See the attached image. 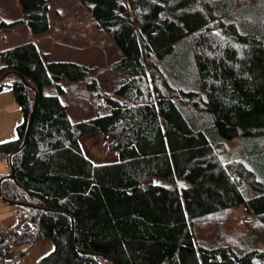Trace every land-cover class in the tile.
Wrapping results in <instances>:
<instances>
[{"label": "trees", "instance_id": "obj_1", "mask_svg": "<svg viewBox=\"0 0 264 264\" xmlns=\"http://www.w3.org/2000/svg\"><path fill=\"white\" fill-rule=\"evenodd\" d=\"M78 2L117 49L108 69L119 81L106 94L87 65L50 61L29 39L0 49V94L22 117L0 143L12 170L0 195L27 206L13 207L6 237L26 249L49 240L37 264H264L263 241L246 231L264 229V0ZM17 4L23 19L0 20V36L23 21L27 38L48 32L47 0ZM61 81L94 94V117L70 119ZM92 133L116 161L83 155ZM234 207L247 229L227 233ZM212 223L215 239L196 240ZM6 248L0 235V264H20Z\"/></svg>", "mask_w": 264, "mask_h": 264}, {"label": "rangeland", "instance_id": "obj_2", "mask_svg": "<svg viewBox=\"0 0 264 264\" xmlns=\"http://www.w3.org/2000/svg\"><path fill=\"white\" fill-rule=\"evenodd\" d=\"M3 1H0V5L5 4L4 9L0 8V20L8 21V17L23 19L17 0ZM47 4L49 22L47 33L27 38L29 31L23 21L21 26L0 36V49L28 39L32 40L41 53L48 55L50 61H75L87 65L92 69L91 76L95 77L98 89L106 94H111L119 77L111 73L108 66L117 60L119 54L109 37L103 30L93 26L90 17L78 0H47ZM6 10L9 12V16ZM4 14L7 15V19ZM61 86L65 90V95L61 99L67 105V112L72 121L85 120L95 116L94 94L84 89L82 84L72 85L61 81ZM52 92L56 93V90L53 89ZM4 93L11 99H9V102L11 101L9 108L14 107L16 110L18 107L12 94ZM107 143L108 139L101 140L97 133L89 134L79 140L83 155L93 164L112 163L117 160L116 154L108 150ZM234 149L235 143L228 145L226 155H229ZM8 173L6 161L0 160V179L6 177ZM11 215H15L14 208L0 200V224H3L2 218L8 219ZM246 220L248 218L243 209L234 207L222 223L223 229L227 233L232 232L235 228L244 231L247 229V225H244L245 222H248ZM216 230L215 223L201 224L194 228V236L198 241L212 242L215 239ZM246 231L250 235H257L264 243L263 228L259 230L252 226ZM51 249L52 244L49 240L38 241L29 249L23 245L21 250L24 254L21 257V263L37 264L38 259L50 252Z\"/></svg>", "mask_w": 264, "mask_h": 264}, {"label": "crops", "instance_id": "obj_3", "mask_svg": "<svg viewBox=\"0 0 264 264\" xmlns=\"http://www.w3.org/2000/svg\"><path fill=\"white\" fill-rule=\"evenodd\" d=\"M4 94V92L0 94V143L14 138L15 127L22 119L20 111L17 110L18 108L16 109L18 112L14 107L9 108L11 106L10 98ZM13 217L15 216L11 215L8 219L2 218V226L9 227L14 221Z\"/></svg>", "mask_w": 264, "mask_h": 264}, {"label": "water", "instance_id": "obj_4", "mask_svg": "<svg viewBox=\"0 0 264 264\" xmlns=\"http://www.w3.org/2000/svg\"><path fill=\"white\" fill-rule=\"evenodd\" d=\"M7 74H8V73H7ZM7 74H5V75H7ZM5 75H3L2 77H0V81L4 78ZM20 80L22 81V83H23L25 86H27L26 82H25L21 77H20ZM36 99H37V97H36V95H35V96H34V99H33V103H32L31 112H30V114H29V116H28V118H27V123H26V127H25V132H24V135H23V139H22L21 145H20L19 148L16 149L12 154H17V153L23 148V146H24L25 140H26L27 135H28L29 127H30V124H31L32 116H33V113H34V109H35V106H36ZM10 157H11V155L8 156V162H7L8 169H9V173H8V175H7L6 177H3V178L0 179V183H1V181L4 180V179H9V180L12 179V170H11L10 163H9V162H10ZM0 200H1L2 202H6L8 205H10V206H12V207H25V208L27 207V206L22 205V204H19V203L9 202V201H7L6 199H4L1 195H0ZM71 226H72V223H71ZM70 238H71V245H72V247H73L72 231H71V234H70Z\"/></svg>", "mask_w": 264, "mask_h": 264}, {"label": "built area", "instance_id": "obj_5", "mask_svg": "<svg viewBox=\"0 0 264 264\" xmlns=\"http://www.w3.org/2000/svg\"><path fill=\"white\" fill-rule=\"evenodd\" d=\"M7 227L0 225V235L4 236L5 239L7 240V248L4 250V255L6 257L12 258L15 263H21V247L17 246L15 244L14 238L12 237H6L5 232H6Z\"/></svg>", "mask_w": 264, "mask_h": 264}]
</instances>
